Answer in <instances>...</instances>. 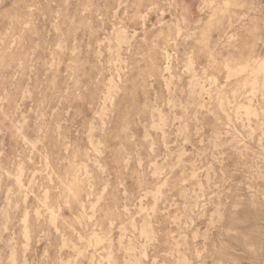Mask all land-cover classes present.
I'll return each instance as SVG.
<instances>
[{
  "label": "rangeland",
  "instance_id": "obj_1",
  "mask_svg": "<svg viewBox=\"0 0 264 264\" xmlns=\"http://www.w3.org/2000/svg\"><path fill=\"white\" fill-rule=\"evenodd\" d=\"M0 264H264V0H0Z\"/></svg>",
  "mask_w": 264,
  "mask_h": 264
}]
</instances>
